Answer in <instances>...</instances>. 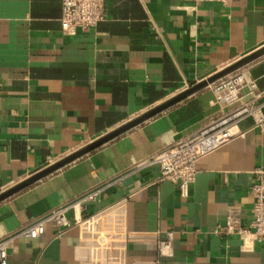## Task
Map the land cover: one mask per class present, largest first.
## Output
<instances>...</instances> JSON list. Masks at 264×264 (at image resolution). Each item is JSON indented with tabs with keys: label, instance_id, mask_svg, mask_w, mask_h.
Instances as JSON below:
<instances>
[{
	"label": "crops",
	"instance_id": "1",
	"mask_svg": "<svg viewBox=\"0 0 264 264\" xmlns=\"http://www.w3.org/2000/svg\"><path fill=\"white\" fill-rule=\"evenodd\" d=\"M62 2L0 0V194L264 47V0H106L105 20L76 35L61 29ZM243 69L264 92V56ZM219 111L207 86L3 201L0 240L63 205L73 222L123 201L136 238L119 264H264V241L220 232L230 213L253 219L264 131L252 119L197 162L186 197L157 165L138 167ZM8 254L80 264L85 252L78 228L49 222Z\"/></svg>",
	"mask_w": 264,
	"mask_h": 264
},
{
	"label": "built area",
	"instance_id": "2",
	"mask_svg": "<svg viewBox=\"0 0 264 264\" xmlns=\"http://www.w3.org/2000/svg\"><path fill=\"white\" fill-rule=\"evenodd\" d=\"M196 5L219 3L230 5L238 0H188ZM107 15L106 0H63L61 29L64 34L76 35L79 31L96 28ZM219 113L211 117L197 131L156 152L138 167L157 165L159 181L170 180L179 187L182 197L188 195L195 182L197 162L228 143L241 133L240 123L252 119L254 126L264 131L263 105L259 102L260 92L254 81L246 78L245 70H236L209 85ZM256 182L251 187L254 197L253 219L243 226L235 213H230L221 233L237 234L244 243L264 241V170L256 169ZM88 197V196H87ZM72 205H63L50 211L14 236L0 240V264H9L8 251L12 241L19 236L36 238L45 231L49 222H55L62 230L78 228L80 248L85 252L80 264H119L125 261L128 246L135 235L128 230L125 203L119 202L86 219L76 218L71 222L67 213ZM171 249L170 241L160 242L159 252L164 255Z\"/></svg>",
	"mask_w": 264,
	"mask_h": 264
},
{
	"label": "water",
	"instance_id": "3",
	"mask_svg": "<svg viewBox=\"0 0 264 264\" xmlns=\"http://www.w3.org/2000/svg\"><path fill=\"white\" fill-rule=\"evenodd\" d=\"M264 56V47L259 49L258 51L238 60L237 62L233 63L232 65L222 69L212 77L208 78L207 80L187 89L186 91L182 92L181 94L177 95L176 97L172 98L171 100L159 105L158 107L150 110L149 112L137 117L136 119L130 121L129 123L125 124L124 126L112 131L111 133L103 136L102 138L98 139L97 141L89 144L82 150L70 155L69 157L59 161L58 163L44 169L43 171L33 175L29 179L25 180L21 184L12 187L11 189L5 191L4 193L0 194V203L9 199L10 197L18 194L22 190L32 186L33 184L37 183L38 181L48 177L49 175L53 174L54 172L58 171L59 169L65 167L66 165L76 161L77 159L91 153L92 151L98 149L99 147L105 145L106 143L114 140L115 138L119 137L120 135L128 132L129 130L141 125L142 123L152 119L153 117L159 115L160 113L168 110L169 108L173 107L177 103L183 101L187 97L191 96L192 94L198 92L199 90L209 86L210 84L216 82L217 80L223 78L224 76L245 67L246 65L254 62L255 60Z\"/></svg>",
	"mask_w": 264,
	"mask_h": 264
}]
</instances>
